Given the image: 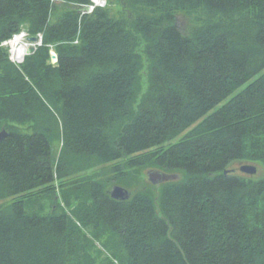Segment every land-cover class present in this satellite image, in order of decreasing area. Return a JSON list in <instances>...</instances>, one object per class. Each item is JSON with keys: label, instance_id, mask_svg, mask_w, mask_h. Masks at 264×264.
Instances as JSON below:
<instances>
[{"label": "trees", "instance_id": "16d2710c", "mask_svg": "<svg viewBox=\"0 0 264 264\" xmlns=\"http://www.w3.org/2000/svg\"><path fill=\"white\" fill-rule=\"evenodd\" d=\"M92 1L0 0V264H264V0ZM125 161L182 179L116 201Z\"/></svg>", "mask_w": 264, "mask_h": 264}, {"label": "rangeland", "instance_id": "374dc122", "mask_svg": "<svg viewBox=\"0 0 264 264\" xmlns=\"http://www.w3.org/2000/svg\"><path fill=\"white\" fill-rule=\"evenodd\" d=\"M105 1H108V0H105ZM97 5L98 4H96L95 1H92V5L88 6L85 9L86 12L92 13L95 10V8L98 7ZM102 8L110 9L111 13H112V16L115 17V18L127 17V13L124 11L123 7L116 1L112 2L111 4L106 3V5H103ZM179 21H180L181 24H183L185 22V19L183 17H179ZM36 51H37V49H36ZM53 51L55 52V50H53ZM27 56H29V55L27 54ZM21 65H17V66L20 67ZM247 86H248V84L242 86L238 91H236L230 98H228L220 106L225 105L233 97H235L237 94H239L241 91H243ZM52 143H53V153H54V155L57 158L59 156V153H60V150H61V147H62V142L59 141L58 138H54L52 140ZM119 163H120V165H123V167H125L124 170H126L125 172L127 174L124 177V181H126L127 183H124V181L121 184L120 183L119 184L114 183L112 185V187L115 186V185H118V186H122V187H124L126 189H129V190H137V189H141V188H145L146 187V184H147V182H146V173H147L148 170L153 169V167L148 166V167H144V168L139 169V170H134V169H129V168L127 169L126 161L125 162H119ZM244 164L255 165L258 168V174H257L258 176L261 175V174H264V171L261 170V166L259 164L250 163V162H241V163H237L234 166H232L231 170H233V174H235V175H243V176L249 177L248 175L242 173L241 170H240V168ZM107 176H113V174L112 173H110V174L108 173ZM75 177H77V176H75ZM57 191H58V196H57V198L55 200L51 199V198H44L42 200L41 203H42V205H44L43 206L44 209H45L44 212L49 214V213L53 212L54 209L57 210L58 209L57 205L60 204V209L61 210L59 212H61L62 210H65L66 212L70 213V210L73 209L74 205L73 206H68L66 204V202H64L62 200L61 189L57 188ZM73 201L75 203V201H76L75 198H73ZM72 204H73V202H72ZM28 211L30 212V211H34V210L28 209ZM95 243H96L95 247L90 252V255H91L92 259H93V261H92L93 263H91V264H109V262H108L109 256L107 254L110 255V253H105L103 251L100 243H98V242H95Z\"/></svg>", "mask_w": 264, "mask_h": 264}, {"label": "water", "instance_id": "95a60500", "mask_svg": "<svg viewBox=\"0 0 264 264\" xmlns=\"http://www.w3.org/2000/svg\"><path fill=\"white\" fill-rule=\"evenodd\" d=\"M31 42H37L38 38L36 36L30 37ZM36 52L35 47H31L28 50V55H32ZM57 58L56 55H52V60ZM8 136L7 131H3L0 134V142H2ZM241 172L248 176H255L258 174V168L252 164H244L240 168ZM229 171L226 172V174ZM147 181L158 189L161 188L163 184L178 182L182 179L181 174L179 173H169L167 171L153 168L147 171L146 173ZM110 196L116 201H129L132 198V192L122 186L115 185L110 189Z\"/></svg>", "mask_w": 264, "mask_h": 264}, {"label": "built area", "instance_id": "2783aa9c", "mask_svg": "<svg viewBox=\"0 0 264 264\" xmlns=\"http://www.w3.org/2000/svg\"><path fill=\"white\" fill-rule=\"evenodd\" d=\"M94 1V0H93ZM96 2V1H95ZM107 1L105 0H98L96 4L98 7H102L106 5ZM32 37L28 31L23 30L22 32L14 35L12 39L6 41L2 44L3 47H6L10 53L11 61L16 65H21L25 62L27 52L31 47H35L36 49L42 47L44 45V37L42 34L37 35L38 38L37 42H31L29 38ZM52 55L57 54L52 50ZM58 58L52 60V63H57Z\"/></svg>", "mask_w": 264, "mask_h": 264}, {"label": "bare ground", "instance_id": "6f19581e", "mask_svg": "<svg viewBox=\"0 0 264 264\" xmlns=\"http://www.w3.org/2000/svg\"><path fill=\"white\" fill-rule=\"evenodd\" d=\"M94 1L98 2V0H94Z\"/></svg>", "mask_w": 264, "mask_h": 264}]
</instances>
